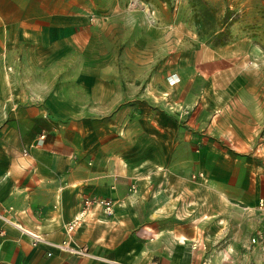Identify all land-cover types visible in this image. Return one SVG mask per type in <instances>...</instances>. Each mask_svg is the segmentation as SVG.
I'll use <instances>...</instances> for the list:
<instances>
[{
    "label": "crops",
    "instance_id": "obj_1",
    "mask_svg": "<svg viewBox=\"0 0 264 264\" xmlns=\"http://www.w3.org/2000/svg\"><path fill=\"white\" fill-rule=\"evenodd\" d=\"M13 3L9 5L22 15L38 5L33 0ZM46 9L42 21L21 17L19 30L39 37L33 42L43 53L58 37L72 34V41H77L82 28L75 16L66 9L60 15L50 5ZM5 30L10 32L7 26ZM25 44L28 55L23 58L29 63L33 45ZM5 47L4 58L14 59L13 41ZM48 55L53 61L51 47ZM88 77L80 70L74 74ZM17 78L16 71L0 66V264H264V249L251 242L264 224L258 209L264 199V162L255 156L260 157V149L255 146L252 104L211 107L201 121L206 132L200 138L202 148L178 159L176 131L163 134L168 140L162 141L160 120L153 134L128 149L115 147L111 137L103 142L88 131L83 134L86 121L81 110H112V89L79 84L72 102L63 94L47 93L45 105H33L27 90L17 86ZM191 82L187 70L173 76L175 103L187 111L197 94ZM82 89L89 102L76 97ZM206 91L209 87L201 93ZM42 133L45 139L39 141ZM145 137L152 144L147 149ZM185 138L187 144L190 136ZM197 172L200 176L193 181L190 175ZM87 196L114 202L112 215L92 208L75 223L73 242L89 254L54 248L51 244L65 238V226ZM30 234L44 241L34 244Z\"/></svg>",
    "mask_w": 264,
    "mask_h": 264
},
{
    "label": "rangeland",
    "instance_id": "obj_2",
    "mask_svg": "<svg viewBox=\"0 0 264 264\" xmlns=\"http://www.w3.org/2000/svg\"><path fill=\"white\" fill-rule=\"evenodd\" d=\"M10 1L26 2L0 0V66L18 73L17 86L27 90L26 98L33 105H45L47 93L63 94L72 102L79 84L108 87L113 92V109L81 110L86 121L83 134L88 131L87 135L103 142L111 137L115 147L128 149L139 138L153 134L160 120L162 141L168 140L163 134L176 131L172 138L178 141L175 154L180 159L202 148L200 138L206 132L201 121L211 107L252 104L255 146L260 149V157L255 156L264 162V0H33L38 5L23 15ZM49 5L60 15L63 9L74 15L82 31L75 42L72 34L58 37L43 53V47L33 42L39 37L20 31L19 20L26 16L42 21L46 18L42 11ZM8 40L13 41L11 52L16 56L10 61L3 56ZM25 42L33 45L29 63L23 58L28 55ZM49 47L55 51L51 62ZM79 70L89 77L74 78ZM179 70L189 72L192 91L197 92L188 111L175 103L172 81ZM205 87L209 91L201 93ZM83 93L82 89L76 97L81 103L89 102ZM95 121L98 125L92 127L90 122ZM185 136H190L187 144ZM145 138L147 149L152 144ZM197 176L199 172L190 175L193 181Z\"/></svg>",
    "mask_w": 264,
    "mask_h": 264
},
{
    "label": "built area",
    "instance_id": "obj_3",
    "mask_svg": "<svg viewBox=\"0 0 264 264\" xmlns=\"http://www.w3.org/2000/svg\"><path fill=\"white\" fill-rule=\"evenodd\" d=\"M45 139V133H42L38 136V140L42 141ZM82 209L81 211L65 226V238L58 243H52L51 245L62 251L67 252L77 256H87L89 254L88 250L84 246H77L73 242L72 230L75 226V223L86 213H88L92 208L101 209L102 213L106 216L112 215L114 213V202L110 199L99 198V197H83L81 200ZM258 209L264 214V199L259 200ZM32 243L39 241H44L42 238L35 234H30ZM252 243H259L261 248L264 249V224L257 231L256 235L251 238ZM49 254V253H48ZM147 264H156L153 261L148 262Z\"/></svg>",
    "mask_w": 264,
    "mask_h": 264
}]
</instances>
